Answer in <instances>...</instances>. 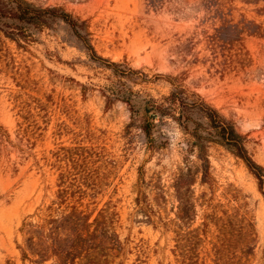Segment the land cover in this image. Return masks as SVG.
<instances>
[{"label": "rangeland", "instance_id": "obj_1", "mask_svg": "<svg viewBox=\"0 0 264 264\" xmlns=\"http://www.w3.org/2000/svg\"><path fill=\"white\" fill-rule=\"evenodd\" d=\"M28 1L85 22L105 62L60 20L28 42L0 33V264H31L21 260L19 230L56 197L53 152L89 139L108 154L97 209L110 207L128 245L114 264H264V196L245 163L216 143L209 163L199 160L170 118L153 146L126 131L128 105L107 100L115 85L158 102L181 85L234 122L264 167V0ZM223 25L258 35L210 46ZM143 194L158 227L137 210Z\"/></svg>", "mask_w": 264, "mask_h": 264}, {"label": "trees", "instance_id": "obj_2", "mask_svg": "<svg viewBox=\"0 0 264 264\" xmlns=\"http://www.w3.org/2000/svg\"><path fill=\"white\" fill-rule=\"evenodd\" d=\"M214 13L219 19H224L219 8ZM55 20L66 23L90 55L105 62L92 47L85 22L65 10L39 7L28 0H0V33L19 43L35 39L39 31ZM223 28L224 25L210 36V46L226 48L248 32L240 29L236 34L224 33ZM248 33L258 35L256 31ZM110 66L114 73H118V64ZM107 100L126 103L131 114L126 131L139 130L153 146H156L159 136H163L160 126L166 118L176 122L183 133L192 138L198 159L207 164L209 144L223 146L245 163L264 196V167L249 153L247 137L238 131L234 122L197 94L175 85L170 94L158 102L145 98L132 88L115 85ZM53 156V165L60 170L58 191L50 205L23 220L19 230L23 236L22 243L17 244L21 260L31 264H43L49 260L54 264L116 263L125 255L128 245L116 232L110 207L97 209L96 204L99 188L109 175L106 149L89 139L88 144L83 142L74 147H61L53 152ZM203 172L207 173L206 166ZM147 198L145 194L137 197V210L150 224L158 227L153 217L154 206ZM218 244L217 241L212 249L215 256L219 251Z\"/></svg>", "mask_w": 264, "mask_h": 264}]
</instances>
